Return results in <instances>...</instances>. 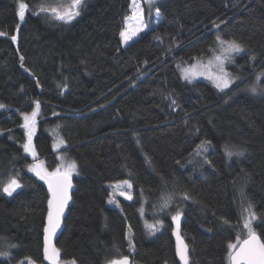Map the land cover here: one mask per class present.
<instances>
[{"label": "trees", "instance_id": "1", "mask_svg": "<svg viewBox=\"0 0 264 264\" xmlns=\"http://www.w3.org/2000/svg\"><path fill=\"white\" fill-rule=\"evenodd\" d=\"M24 2L29 8L20 21L18 0H0V32L7 33L0 36V239L11 251L0 264L27 257L45 264L48 187L28 165L43 161L51 172L63 154L78 171L56 241L61 261L106 264L129 255L132 264H181L172 220L181 209L189 264H228V243L246 236L242 208L251 201L257 216L264 214V95L247 90L264 72V0H161L159 23L128 45L119 33L131 0H85L70 23L33 14L41 0ZM212 22L224 39L246 46L227 65L239 79L223 91L204 79L189 82L179 69L216 46ZM37 100L33 158L23 149L21 113H31ZM53 127L65 141L58 148ZM201 141L210 146L196 155ZM226 146L244 154L229 158ZM11 176L23 187L8 196L2 186ZM123 179L132 181L133 199L109 204V184ZM185 192L190 199H182ZM162 194L173 200L157 214ZM143 204L148 221L163 222L152 236L139 214Z\"/></svg>", "mask_w": 264, "mask_h": 264}, {"label": "snow or ice", "instance_id": "2", "mask_svg": "<svg viewBox=\"0 0 264 264\" xmlns=\"http://www.w3.org/2000/svg\"><path fill=\"white\" fill-rule=\"evenodd\" d=\"M149 14L151 15L152 8L158 3V0H146ZM85 6V0H71L70 4L65 6L64 4H59L56 7L51 5H46L43 0L41 3L35 6L36 11L33 13L35 15L45 14L50 15L57 21H62L64 23H70L76 17L81 14V9ZM29 5L24 2V0H18V11L17 15L20 21L25 20L26 10H28ZM131 16L124 18V27L119 33L121 42L125 45H128L129 42L133 41L135 38H138L145 29L149 28V23L145 19L144 8L141 5L140 0H131L130 3ZM155 16L157 18V23L161 18V11L159 7L155 8ZM226 21L221 20L220 24H224ZM220 24L212 22V27L217 29V35L215 37V42L220 48V54L214 56V60H210L207 65H203L202 71H195L197 64H193L191 68L183 69V78L189 82L195 79L196 76H206L211 80L215 87L221 91L228 89L230 85H233L238 77L233 76L225 68V64L234 63L233 54H239L246 51V46L237 42L235 39L226 40L220 34ZM7 33L0 32V36H6ZM17 36L12 35L11 40L16 41ZM155 39L160 40L159 36ZM175 41V38H173ZM251 60H255L256 57L253 55L250 57ZM23 60V57H21ZM147 63V61H145ZM199 63V62H198ZM215 67L216 71H212ZM264 76V72H260L256 75V80L253 84L248 86V91L254 95H264V85H261V77ZM63 87H67L64 85ZM172 105H176V101H171ZM41 103L39 100L35 101V107L31 113H21L23 116L24 123L21 125L26 131L27 140L23 144L24 152L32 154L35 158V147L32 143V138L35 134L36 127V118L40 113ZM5 108V105L0 104V109ZM55 115V113H54ZM59 127V126H58ZM139 142V141H138ZM65 141L61 138L59 144L56 145L58 148L60 144H64ZM208 146H210L209 141H201L197 145L194 152L196 155H201L207 151ZM226 154L229 158L233 155L242 156L244 154L243 150L233 152L230 149L225 148ZM145 159L147 163H151V158L145 154ZM207 162V161H206ZM179 163V162H177ZM28 170L35 174L40 180L44 181L48 186L49 198L47 200V217L46 224L44 226V242H43V255L44 259L49 261L50 264H76L75 260L70 262H61L59 260L60 249L56 248L52 243V238L56 235L57 230L61 227L62 218L64 217L65 209L69 205L71 200L70 189H72V173L77 171V164L75 161L67 164V166L58 165L53 171L49 172L46 168L43 167V162L35 163L28 165ZM129 176H132L133 173L129 171ZM161 180L166 184L167 181H164V178L161 177ZM23 185L20 182V179L17 176H11L7 183H4L2 186V192L6 193L8 196H12L17 189L22 188ZM113 188L114 194L109 197V203L119 204V201L116 200L115 193L118 192L120 196H123L127 200H132L133 196L131 189L133 183L130 179L119 180L114 184L110 185ZM127 189V190H125ZM143 188H141V193ZM191 197L187 192L183 193L182 199H190ZM173 197L168 195L161 196V210L169 207V204L172 203ZM254 204L251 201L247 202V207L242 208V215H245L244 229L247 231V238L243 241H240L239 236H237L236 243H228L227 249V261L228 264H264V239L261 238V235L257 234V231L252 226L253 223H257L261 228V234H264V214H261L260 217L257 216V213L253 210ZM141 214H143V207L139 209ZM181 211L177 210L176 215L172 216V220L176 222V229L174 234L176 236V255L179 257L180 261L183 264H189V245L185 243L183 236L180 232V218ZM222 222L225 225L229 224V221L225 218H221ZM162 221H156L155 224H147L146 228L149 230V234H155L159 231V226H162ZM239 226V225H237ZM129 234L132 231V226L128 227ZM129 249L130 253L135 251V247L132 244L131 235L128 236ZM10 248L18 249V245H9ZM194 251V249H193ZM11 253L8 251L0 252V257L9 258ZM35 264L30 257L25 258L18 262V264ZM106 264H132L129 259V256H122L119 259H112L106 261ZM167 264V262H165Z\"/></svg>", "mask_w": 264, "mask_h": 264}, {"label": "rangeland", "instance_id": "3", "mask_svg": "<svg viewBox=\"0 0 264 264\" xmlns=\"http://www.w3.org/2000/svg\"><path fill=\"white\" fill-rule=\"evenodd\" d=\"M161 0H158V3L152 8V10H151V15L149 14V9H148V6H147V3H146V0H140V2H141V5H142V7L144 8V13H145V19L148 21V23H149V25H151V24H153V23H157V18H156V16H155V8L156 7H158V4H159V2H160ZM131 14L132 13H130L128 16H131ZM162 17V16H161ZM161 19V18H160ZM159 19V20H160ZM124 27V26H123ZM130 43V42H129ZM123 45H125V44H123ZM220 54V48H219V46H218V44H216V46L212 49V51L208 54V55H206V56H204V57H201V58H198V59H196L195 61H193L192 63H188V64H186V65H183V66H180L179 67V69H180V73H181V75L183 76V69H188V68H191V66L193 65V64H197V68L195 69V71H202V70H204L203 69V65H207L208 64V62L210 61V60H214V56L215 55H219ZM234 55V54H233ZM199 62V63H198ZM227 65H228V63H226L225 64V68H226V70L228 71V72H230L229 71V69H228V67H227ZM212 71H216V69H215V67H213V69H212ZM231 73V72H230ZM232 74V73H231ZM233 76H235L234 74H232ZM198 79H204V80H207V81H209V82H211V83H213L211 80H209L206 76H196L195 77V79H193V80H198ZM192 80V81H193ZM214 84V83H213ZM51 132H52V134H53V136H54V138L57 140V144H59V141H60V135H59V132H58V130L55 128V127H53V128H51ZM61 145V144H60ZM54 147L55 148H57L56 147V144H55V142H54ZM231 151H233V152H236V151H240V149H230ZM233 156H236V155H233ZM60 158H61V162L59 163V165H63V166H67V164H69V163H71L72 161H75L73 158H71L70 156H68V155H66V154H63V155H61L60 156ZM40 162H43V161H40ZM76 162V161H75ZM33 164H35V163H33ZM77 164V163H76ZM43 167L45 168V166H44V162H43ZM77 171H78V166H77ZM77 171L76 172H73L72 173V176L73 175H75L76 173H77ZM32 173V172H31ZM32 174H34V173H32ZM35 175V174H34ZM124 180V179H123ZM117 182V181H116ZM7 183V182H6ZM115 182H112V183H110L109 184V187H110V185H112V184H114ZM110 189H111V195H113L114 194V192H113V188H111L110 187ZM132 189H133V187H132ZM130 190L131 191V193H132V196H133V190ZM125 190H127V189H125ZM110 195V196H111ZM115 196H116V200H118L119 201V198H124L123 196H120L119 195V193L118 192H116L115 193ZM108 201H109V199H108ZM161 203H162V201H161ZM161 203L159 204L158 203V205H157V207L154 209L155 210V212L158 214L159 212H161V211H163V210H161ZM109 204H111V205H115V206H118L119 204H120V201H119V204L117 205L116 203H109ZM141 207H143V209H144V211H143V214H141V212L139 211V214H140V216H141V218H142V221H143V224H144V226L146 225V223L147 224H155L156 223V221H161V219H160V217H157L154 221L152 220V221H148L147 220V218H146V211H145V205L143 204ZM140 207V208H141ZM179 211H181V209H178ZM182 213V212H181ZM183 214V213H182ZM174 215H176V213H174L173 214V216ZM182 216V215H181ZM245 218H246V216H245ZM253 226V225H252ZM146 227V226H145ZM158 227H159V231L161 230V228H162V226H159L158 225ZM147 229V228H146ZM147 231H148V234H149V230L147 229ZM158 232V231H157ZM156 233V232H155ZM150 236H152L153 234H149ZM246 235H247V231H246ZM241 240V239H240ZM231 243H236V242H231ZM3 251H8V252H11L10 251V249L8 248V245H7V242H5L4 240H2V239H0V252H3ZM24 260V259H23ZM34 261V260H33ZM70 261H72V260H62L61 262H70ZM25 264H27V262H25ZM35 264H42V263H39V262H36L35 261ZM182 264V263H181Z\"/></svg>", "mask_w": 264, "mask_h": 264}, {"label": "water", "instance_id": "4", "mask_svg": "<svg viewBox=\"0 0 264 264\" xmlns=\"http://www.w3.org/2000/svg\"><path fill=\"white\" fill-rule=\"evenodd\" d=\"M72 185H73V187H72V189H70V193H69L70 196H71V200L69 201L68 207L65 209L64 217L62 218V222H61V227H60V229L57 230L56 235L52 238V243L55 245L56 248H58L57 244H56V241H57L58 237L60 236L61 232L63 231L65 218H66V216H67V214L69 212L70 206L73 203V195H72V193H73V190H74V187H75V182H74L73 176H72ZM49 195H48V198H49ZM46 222H47V220H45V224H46ZM45 224H44V226H45ZM179 227H180V225H179ZM175 229H176V222L174 223V230ZM257 234L259 235L258 232H257ZM175 238H176V236H175ZM246 238H247V235L245 237H243L240 241H243ZM43 242H44V232H43ZM127 256H129V255H127ZM43 258H44V255H43ZM116 259H119V258H116ZM129 259L132 262V257L131 256H129ZM59 260L61 261V257L60 256H59ZM44 262H45V264H50V262L45 260V259H44ZM181 263H183V262L181 261Z\"/></svg>", "mask_w": 264, "mask_h": 264}]
</instances>
